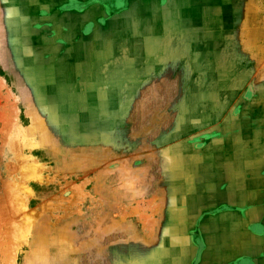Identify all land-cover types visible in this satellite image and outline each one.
<instances>
[{
    "label": "crops",
    "instance_id": "0c3cea01",
    "mask_svg": "<svg viewBox=\"0 0 264 264\" xmlns=\"http://www.w3.org/2000/svg\"><path fill=\"white\" fill-rule=\"evenodd\" d=\"M159 1H145L149 14L154 2ZM1 2L5 80L18 107L28 83L51 87V97L58 100L122 101L131 97L128 118L122 116L115 126L135 130L144 127L142 119L146 118L151 130L154 121L149 117L157 115L156 105L168 107L172 106L171 101L168 103L171 99L201 98L202 105L190 123L182 125L179 120L166 126L167 121L158 126L145 136L146 155L133 156L131 162L139 167L138 174H145L147 184L146 192L137 193V197L147 196L138 198L129 213L137 225L121 220L100 224L106 228L101 238L111 231L108 227L115 228V248L111 252L147 264H263L264 122L249 126L234 123L245 107L231 114L234 101L223 92L214 61L209 63L207 76L214 90L211 112L205 110L203 99L207 96L200 92L203 73L195 77L200 82L197 94L182 91L181 83L187 86L188 77H193L188 74L191 65L187 59L173 60L170 52L188 50L186 42L175 41L188 36L189 30L182 26L189 19L186 8L172 3V13L165 15L162 10L167 7L162 9L160 4L163 14L150 16L146 24L134 10L127 21L132 27L124 26L125 22L123 27H109L106 20L98 22L100 27L95 30H88L87 7L75 4L76 0H65L64 9L54 7L53 0ZM121 16L117 13L110 19L118 21ZM193 26L192 34L203 32L200 25ZM197 50L202 52L203 46ZM156 51H160V58ZM198 61L202 66L203 60ZM23 68L30 74L28 78ZM94 85L99 89L92 90ZM260 96L264 99V90H260ZM123 102H115L114 108L121 115ZM250 114L244 116L249 118ZM260 118L264 120L262 107ZM129 119L132 121L127 122ZM119 169L122 171L123 166ZM133 226L139 228L137 233L132 231L124 238V228ZM101 254L90 256L101 258Z\"/></svg>",
    "mask_w": 264,
    "mask_h": 264
},
{
    "label": "rangeland",
    "instance_id": "374dc122",
    "mask_svg": "<svg viewBox=\"0 0 264 264\" xmlns=\"http://www.w3.org/2000/svg\"><path fill=\"white\" fill-rule=\"evenodd\" d=\"M76 1L75 4L87 7L85 15L90 19L85 25L88 30H95L100 27L98 22L106 20L109 27H123L124 22V26L132 27L127 21L134 10L140 12L146 24L150 16L163 14L162 11L165 15L172 13L169 6L173 3V0L154 2L149 14L146 0ZM52 3L59 9L66 4L65 0H53ZM160 4L162 9H167L161 11ZM177 4L189 12L188 22L182 25L189 32L186 39L182 36V40L176 38L175 41L186 42L188 50L173 51L170 55L173 60L187 59V64L191 65L188 74L193 76L188 77L187 86L186 82L181 83L182 91L188 90L187 95H190L193 90L197 94L200 82H196L195 77L203 73V90L201 88L200 92L207 96L203 99L205 110L211 112L210 96L214 90L207 76L209 63L214 61L223 92L234 101L231 114L243 107L244 113L251 112L247 115L249 118L242 113L234 123L238 126L262 124L264 0H176L173 5ZM3 9L1 2L0 264H147L139 259H122L118 257L121 253L111 252L115 248V233L112 234L115 228L108 227L107 231H111L101 238L100 234L106 228L100 224L116 220L130 226L138 224L129 213L138 198L147 196L137 197V193L146 192L147 184L143 178L145 174H138L139 167L131 162L133 156L146 155L145 136L154 133L158 126L167 121L170 122L166 126L179 120L182 125L190 123L202 105L201 98L171 99L168 103L171 101L172 106L168 107L156 105L157 115L149 117L154 121L151 130L146 118L142 119L144 127L135 130L130 126H115L122 116L128 118L127 111L133 102L131 97L122 101L114 98L58 100L43 95L48 89L45 85L41 88L28 83L18 107V100L5 80ZM117 13L124 17L118 21L110 19ZM71 23L75 28V23ZM193 25H200L203 32L192 34L190 28ZM195 45L196 50L203 46V51H196ZM156 55L160 58V51H156ZM197 60H203V65L200 66ZM23 73L27 78L30 76L24 68ZM250 85L255 89V95L249 100L251 104L246 103L245 98ZM97 88L98 85H94L91 89ZM49 90L47 96L53 91L51 87ZM254 97H257L255 101ZM115 102L125 103L123 115L116 113ZM62 107L64 113L60 112ZM124 230L121 235L126 238L132 231L137 233L139 228L125 227ZM102 250L104 253L101 254ZM90 254L103 257L91 258ZM106 255H110L109 258Z\"/></svg>",
    "mask_w": 264,
    "mask_h": 264
},
{
    "label": "flooded vegetation",
    "instance_id": "af4514ba",
    "mask_svg": "<svg viewBox=\"0 0 264 264\" xmlns=\"http://www.w3.org/2000/svg\"><path fill=\"white\" fill-rule=\"evenodd\" d=\"M50 90H49V87H48V89H47V91H45V92H43V95H45V97H51L52 96V94L53 93H50L49 94V96H47V92H49ZM52 92V91H51ZM254 94H255V89H254V87L253 86H249V87H247V89H246V92H245V98L249 101L250 100V98L252 97V96H254ZM71 110L69 109V112H70ZM60 112H62V113H64L65 112V108L64 107H62L61 109H60ZM90 124H91V122H90ZM91 255V254H90Z\"/></svg>",
    "mask_w": 264,
    "mask_h": 264
}]
</instances>
